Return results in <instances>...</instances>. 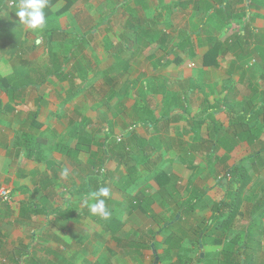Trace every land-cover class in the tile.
<instances>
[{
  "label": "crops",
  "instance_id": "0c3cea01",
  "mask_svg": "<svg viewBox=\"0 0 264 264\" xmlns=\"http://www.w3.org/2000/svg\"><path fill=\"white\" fill-rule=\"evenodd\" d=\"M229 1L232 2L231 5L226 3ZM243 1L74 0L65 14L59 17L54 14L46 15L47 24L43 31H31L20 24L15 15V6L18 0H0V13L5 14L0 15V79L3 80V84L0 82V188L7 187L10 190L7 200H2L0 197V218L3 217L2 221L0 219V225H2L3 230L11 232L10 228H6L8 219L5 217L8 214L7 209H10V217H16L23 230L28 225L30 226L31 239L29 241L23 239L18 243V248L24 250L28 248V252L25 250L24 255L19 260L34 255L44 262L53 264H66L65 261L71 264L69 261L72 259L75 264H168L175 259L172 258V251L174 248H178L179 239L177 238L178 235L176 236L177 240L172 238L173 235L167 226L169 224L174 225L175 222L179 221L182 212L178 214L177 210L176 212L174 210L182 204V207L185 205V210L189 211L185 204L187 200H191L190 211L192 213L203 210L195 209V207L203 208L206 204V197H211L212 202L209 205L210 211L206 217V222L212 214L211 206L216 201L214 196L217 198L221 196L222 199L225 192L224 189L216 186L218 181L216 179L208 189L202 188L197 181L192 180V178L196 179L202 174L197 172V162L194 156L190 159L193 161L191 165L185 163V166H182L179 164L174 168L173 166L170 167L169 164V168H167L166 165L168 161H171L172 156L165 153H173L176 158H182L183 154L191 153L186 150L193 147L189 144V140L196 139L195 131L194 134L190 131L192 137L186 141L179 130V127H185L189 130L192 128H190L188 120L190 123H196L195 127H198L197 122L194 121L197 119L194 113L189 115L185 114L183 110L177 109L179 107L183 109V106L188 108L192 103L193 89L200 88L197 86V81L195 83L193 78L188 76L200 77L202 71L219 69L224 60L221 58H225L228 62L225 71L235 73L240 65L236 66L235 64V61L240 59L239 54H245L251 50L253 53L256 48L261 49L264 46L261 43V37L264 36V0H251V9H249L251 13H255V17L250 18L251 20H248L247 17L241 23L238 13L240 10L244 12ZM65 5L66 0H53L49 11L55 13ZM84 8H88L87 12L78 14V10H84ZM91 9L102 10L97 21L101 25L109 22L112 24L113 22L109 19L113 17L114 20L116 17H125L126 13L123 15V9L138 15V18L126 15L124 29H128L129 32L127 34L123 29V31L113 35L117 41L114 47L106 44V37L108 36L106 33H103L102 37L95 36L94 39L98 41L100 48L98 51L103 54L104 58L103 63L98 68L93 65L94 61L90 60L91 44L83 51L86 59L85 61L82 60L81 70L83 73L81 77L76 78L71 70L72 56L77 54L73 48L71 51L68 48L66 54L62 56L63 61H70L68 66H59L52 60L40 66L26 62V58L33 57L37 51L39 55L44 53L43 36L44 42L48 46L46 56L49 55L47 57L53 58L57 49L52 44L54 41L51 39L52 35L58 34L57 32H61V30H67V27H64L66 24L74 23L76 18L88 15ZM119 10L121 11L118 12ZM143 13L148 16H141ZM68 19L69 21H67ZM252 19L255 22H252ZM81 20L84 30L78 33V40H83L87 36L86 31H88V29L85 31L87 24L84 19ZM210 21H218V24H222L221 28L230 25L236 29L237 24H239L236 29L238 31H234L237 34L231 36L232 38L228 36L224 38L223 42H220L221 47L218 44L216 54L219 57V65L216 66L217 68L202 67L200 64L202 56L210 46L215 44L216 38L209 37L207 39L204 36L203 38L194 36L199 34L203 25ZM130 25H134L135 28L137 26L136 31ZM189 25L195 27L194 34H191L189 29L186 30ZM256 25L259 26V29ZM251 28L254 29L252 38L250 35H239L240 33L243 34L244 30L248 31ZM184 31L186 34L188 33L187 37ZM178 32L183 33L181 38L174 37L173 34ZM76 33L73 31L71 34H67L72 36L71 40H73ZM141 33L146 34V38L152 37L147 45L138 44L135 46L132 42V44L129 43V49L123 46L127 45L124 42ZM157 38L158 41L156 42L162 39L165 42H170L169 44L159 43L156 45V42L152 44L157 48L154 52H159L163 56L161 67L166 68L165 72H171L175 76L172 75V78H169L172 81L166 76L158 82L140 81L137 83L135 90L142 87L143 84L144 95L141 96V99L145 100V103H142L141 109L144 106L147 107L148 120L133 123L134 127L132 128L134 130L125 135L124 142L130 141L131 150L125 147V143L124 146L119 147L117 145L121 143L115 141L112 144L108 140L105 144L107 132L90 136L92 127L96 126L97 122L92 120L90 123V114L82 110V107L77 108L70 105L77 96L69 100H66L67 96L63 99L58 98L61 89L68 95L70 88H77L82 84L83 89H85V84L89 87L100 76H102L101 82L108 86L112 83L110 74L117 71L114 69L120 68L121 60L124 61L130 57L126 69H132L137 58L146 57L140 55L143 51L149 54L147 61L150 60L151 63L148 62L143 71H150L156 55L154 52L150 54L148 49L152 45L151 42ZM183 41H185L184 44ZM255 41L258 44H255ZM174 43L178 47L172 48ZM114 57L116 59L112 63L111 58ZM193 57L196 58L197 64H200L199 66L202 68L198 66L195 67V71L191 70V66H189L191 64L187 61ZM167 59L169 60L167 61ZM254 59L255 57L251 60L253 63ZM176 60L182 61L181 64H176ZM250 67H256L255 70L259 74L264 73L261 60L259 63L256 62V65L250 64ZM250 67L248 66L249 69ZM86 68L94 70L89 74L90 70L88 71ZM154 70L157 71V68ZM114 74L117 78V74ZM132 81H129V85ZM255 82L260 85L259 77ZM169 86L178 90L175 94L178 107H171L170 105L175 98L170 97L167 91ZM144 89L150 91L145 92ZM152 90L154 95L152 94L151 100L157 98L155 106L151 108L149 94L152 93ZM204 101L200 102L199 112H203ZM208 102L210 103L209 100ZM164 103L167 112L159 108L160 105L163 108ZM157 104L160 105L156 106ZM168 108L175 110V113L183 112L184 115L180 119L181 114L174 116L177 118L169 126L167 125L172 114L168 113ZM159 110L163 113L157 114ZM75 113L82 119L86 118V121L82 123L86 125L83 130L86 132L82 133L87 136L82 139L77 137L81 135L80 128L83 125L75 128L68 124ZM179 122H184L186 125H179ZM146 123L148 126L145 125ZM172 125H174L172 128H175L174 134L171 133L172 131L170 132ZM200 127L202 128V125ZM65 130L71 140L66 139L67 141L65 140L64 143L61 140L62 143L53 145L45 136V133L48 134L50 131L59 136ZM146 130L147 132H145ZM73 139L75 142L71 143ZM242 142L245 143V141ZM194 146H201L200 142ZM236 147L237 145L231 151L233 152ZM116 148H122L121 152H116ZM127 152L129 153L128 158L140 160L137 161L136 172L132 174L139 181L142 178L148 179L149 173L147 172H152L154 162H157L160 157L166 158L168 156V159H164V163L162 161V164L158 165V172L167 169L176 175L175 188L159 186L154 177L148 179V182L144 183L141 188L138 184L139 181L130 185L126 184L125 176L129 182L125 168ZM148 154H151L153 158L145 160L143 157H147ZM161 154L165 155L161 156ZM140 157L141 159H139ZM215 167L219 172L221 167L217 165ZM142 169L145 170L143 175L140 173ZM186 169L191 172L187 174ZM220 172L225 173V170H220ZM185 173L187 177L189 176L188 181L182 180ZM263 173L264 168L261 171V174ZM152 183H155L156 187ZM184 184H186L185 188L190 190L186 197L185 195L182 196V190L185 189ZM191 185L196 186V190L188 187ZM101 186L111 190L110 197L106 198V204L111 212L108 220L93 216L85 202L87 194ZM132 187L134 188L132 189ZM150 188L152 191H149ZM201 191H204V194ZM173 200L176 201V204L172 202L167 204ZM194 203L195 206L193 207ZM150 216L153 218L165 217V220L150 225L145 221V217ZM170 216H176L174 223L170 220ZM28 222L29 224H27ZM12 233L15 234V230H12ZM21 236L22 230L18 234L16 233V238L21 239ZM179 237H184V234L179 235ZM198 246L200 249L203 248L201 243ZM52 251L56 254H51ZM202 254H200L201 261L203 260Z\"/></svg>",
  "mask_w": 264,
  "mask_h": 264
},
{
  "label": "rangeland",
  "instance_id": "374dc122",
  "mask_svg": "<svg viewBox=\"0 0 264 264\" xmlns=\"http://www.w3.org/2000/svg\"><path fill=\"white\" fill-rule=\"evenodd\" d=\"M262 1V0H260ZM244 12L243 10H240V12L238 13V16L241 18V23L244 21L245 18H247V16L249 18H254L255 17V13H251V7L250 9H247V6L249 4L248 0H244ZM67 3V1H66ZM88 8H84L83 9H79L78 14L83 13L84 11L87 12ZM253 10V9H252ZM102 10H94L91 9L90 13L88 15H84L82 18H76L74 23H68L66 24L64 27H67V30H61V32H57L58 34H53L52 38L54 41L52 44L55 45V49H57V53H54V57H47L49 55L46 56V51H48V46H46L45 42H44V36H43V51L44 53L42 55H39L38 51L36 52V54H34L33 57H28L26 58V62L29 64H34V65H45L46 62H50L51 60L54 61L57 65L59 66H68L67 64H70L69 60H62V56H64L67 52V49L73 48L74 51H77V54L73 57V61H72V67L71 70L74 72V75H76L77 77H81L82 76V70H81V64L83 63L82 60L85 61V57L83 55V51L84 48H87V46L90 44L92 45L91 48V56H90V60L94 61V64L96 66V68L99 67V65L101 63H103L104 58H103V54L100 53L98 50L100 49L98 46V41L95 40V36H100L102 37L103 33H106L108 36L106 37V44H108L109 46L112 45V47L115 46V44H117V41L115 39V37L113 35L119 33L121 30L123 31V29L125 28V19H126V15H129L131 17L135 16L138 18L137 14L128 12V10H124L123 9V15L124 13H126L125 17L123 16L121 17H116V20H114V17L109 19V21H112L113 23L111 24L109 21L108 24H103L101 25L100 23H97L98 18L100 17L99 14L101 13ZM109 11V10H107ZM113 11V10H111ZM121 10H119L118 12H120ZM111 13V12H110ZM150 14V13H149ZM214 14V13H213ZM144 17H147L148 15H146L145 13H143ZM143 17V18H144ZM182 18V16H180ZM81 19H84V22L87 24V28H85V31L88 29L87 32V36L85 38H83V40H78L77 36L79 35L78 33L83 32V22ZM251 20V19H250ZM69 21V19L67 20ZM255 22V20L252 19V22ZM247 22V21H246ZM110 25V27H109ZM222 24H218V21L213 22L210 21L208 24L203 25V27L201 28L199 34L194 35L196 38L202 37L203 36L205 38H209V37H215L216 38V42L214 45L217 48L218 44L219 47H221V43L223 42L224 38H226L227 36L230 38L231 36H233L234 34H237V32H234L238 27L239 24L236 25L234 24L235 28H232V26L230 25H226L223 26V28H221ZM256 27L259 29V26L256 25ZM190 30L191 34L195 33V27L192 25H189L186 30ZM77 32L75 34V36L73 37L74 39L71 40L72 36H68L67 33L71 32ZM125 32H129L128 29H124ZM238 31V30H236ZM186 34V31H184ZM234 32V33H233ZM110 35V36H109ZM174 37L178 36V38H181L183 36L182 32H178V33H174L173 34ZM129 36V35H128ZM188 36V33L186 34V37ZM190 36V35H189ZM193 36V37H194ZM262 36V35H261ZM80 37V36H79ZM68 38V40H67ZM232 38V37H231ZM156 41H158V38L156 40H154L152 43H155ZM105 42V41H104ZM185 41H183L184 44ZM219 42V43H218ZM159 43H167L169 44L170 42L167 41L165 42L163 39L159 42H156L155 44H159ZM173 43V42H171ZM261 43L262 46L264 45V36L261 37ZM255 44H258V42L255 41ZM50 46V44H49ZM147 47V46H146ZM173 47H178L176 45V43H174ZM38 48V47H36ZM145 48V47H144ZM210 48V47H209ZM208 48V49H209ZM54 49V50H55ZM154 50L156 51L157 48L155 47V45L153 46L150 45L149 46V53L153 54ZM261 50H263L264 52V46L261 48ZM208 51V50H207ZM206 51V52H207ZM255 51V50H254ZM260 52V50H259ZM89 53V52H88ZM144 53V54H143ZM254 53V54H253ZM252 53L251 51H247L245 52V54H239L240 59H237L235 61L236 66L239 65V67L236 69L235 73L234 72H226L225 70H227V64L228 62L225 60V58H221L223 61L221 63V67L219 69H216L214 71H211L209 69H207L206 71H202L200 74V77H195L193 75H189L188 77L193 78V81L196 83L197 81V86H200V88L197 90L193 89V94L191 95V100L192 103L188 106V108L183 106V109L181 107L177 108L179 110H183V112L185 114H193L195 115V118H199L198 116H203V112H199L200 109V102L204 101V100H209L210 104L212 105V107L214 109H218L219 107L223 108L222 103L220 102V100L227 95L229 98V101L236 106L237 103L240 102H244L246 99H252L254 101H258L259 98H261V94L260 92L264 91V82L261 81L260 77L258 76L259 73L258 71L255 70V68L250 67V64L256 65V62H259L261 59L259 58V55H256V51ZM51 54V53H50ZM154 54L156 55V57L154 58V65L152 66L150 71H143V69H145V65H148L147 63H150V60L147 61V57H148V53H146L145 51H143L142 53H140L141 56H146L145 58L143 57H139L137 58V62H135L133 65L134 67L132 69H126V64L122 65L124 61H121L120 63V68L119 69H114L117 70L115 72H112L110 75L112 76V83L108 84V86H105L106 84L101 82V77H98L96 80H94V82L87 87V85L85 84V89L81 88L79 93L77 95H75L74 97H76L72 102H71V106H75V107H82L84 111L89 112L90 114V123H92V120H94L95 122H97L96 126L92 127V131H91V135L90 136H94L97 133H103V132H107L106 137H109V140L112 144H114V142H119L121 144H118L117 146L121 147L124 146L125 143V147H127L129 150H131V146H130V141L124 142V139H126L125 135L128 132H131L134 130L133 123H137V122H144L145 120H148V114H146L147 107H143L141 109L142 103H145V100L141 99V96L144 95L143 92V84L141 85L142 87H140L139 89L137 88V90H135L136 85L138 82L140 81H154V82H158L160 80H162L163 78H172V75L175 76L174 74H172L171 72H165L164 70L166 68L161 67L162 66V62L161 59L163 60V56H161L162 54H160L159 52H154ZM245 55V57H244ZM254 55V56H253ZM161 56V57H160ZM254 59V63L251 61L253 58ZM143 58V59H142ZM218 58L217 57V63L215 65H203L204 64V58L201 59L200 64L202 65V67L204 66H211V67H216L218 66ZM114 58H111L112 63L114 62ZM149 59H151L149 57ZM190 61H187V63L191 64L189 66H191V70L195 71V67L197 68L200 64H197L196 62V58H190ZM209 59V57H207V60ZM169 59H167L168 61ZM182 60V59H181ZM25 61V59H24ZM183 61V60H182ZM181 61V62H182ZM256 61V62H255ZM181 62L179 60H176V64H181ZM242 62V63H241ZM263 63L264 66V60L261 62ZM79 64V65H78ZM151 64V63H150ZM195 64V65H194ZM248 66L250 67V69L248 68ZM161 67V68H159ZM201 67V66H199ZM201 67V68H202ZM80 68V69H79ZM157 68V71H155L154 69ZM217 68V67H216ZM160 69V70H159ZM195 69V70H194ZM247 69H249V71H246ZM86 70H90L89 74L92 73V71L94 69L92 68H86ZM154 70V71H153ZM209 70V71H208ZM255 70V71H254ZM208 71V72H207ZM231 71V70H230ZM250 72L252 73V75L250 74ZM117 74V78L115 76V74ZM196 73V72H195ZM250 74L251 77L253 78L251 80V82H249L248 84L251 85V87L246 86L247 84V74ZM195 75V74H194ZM239 76V77H238ZM259 77V81H260V85L258 83H256L255 81H257V78ZM117 79V81H116ZM132 81V83H130L129 85V81ZM171 80V79H169ZM172 81V80H171ZM253 81V82H252ZM88 82V81H87ZM245 85V86H244ZM83 86L82 84H80V87ZM244 87V88H243ZM246 87V88H245ZM260 88H263V90H260ZM154 90V87L152 88ZM189 89V88H188ZM152 90V93L149 94V98L151 100L152 98V94L154 95ZM144 91H150L147 89H144ZM167 91L170 94L171 98H175V100L171 101L170 105L171 107H176V98L177 96L175 95L178 90H176L173 86H169V88L167 89ZM157 93V92H156ZM229 93L231 95H229ZM158 94V93H157ZM57 96V95H55ZM65 96H67V94L64 92V90L61 89L59 96H57L60 99H63ZM190 96V95H189ZM160 97V96H159ZM157 98V97H156ZM156 98L153 99V101L151 100L149 104L150 107H154L156 104ZM248 101V100H246ZM245 101V102H246ZM167 102V101H166ZM168 103V102H167ZM160 104H157L156 106H159ZM165 106H163V108L160 105V109L165 110V112H167V108H166V104L164 103ZM169 106V103H168ZM178 107V106H177ZM204 108V106H203ZM239 107L238 105L234 108V112L237 113L239 112ZM172 111V112H171ZM150 112V111H149ZM171 112V113H170ZM183 112H178L175 113V110L173 109H169L168 108V113L172 114V116L169 117V122L168 125L170 123H174L177 117L174 116H179L178 114H181V116L179 117L182 118L184 115L182 114ZM199 112L198 114H195ZM163 113L161 110H159V112L157 114ZM188 115V116H189ZM186 116V115H185ZM154 117V116H153ZM72 120L70 122H68V124L70 126H74L75 128H77L78 126L83 125L82 123H84L86 121V118L82 119L81 117L78 116V114H73L72 115ZM155 118V117H154ZM230 116L229 113H225L223 114H217V115H212L211 113L207 114V121H206V125H202V128H198L197 126L195 127L196 123H190V120H188V124L190 126V130L188 128L185 127H179V130L182 133V137L188 141L189 138L192 137V134H194L195 131V140L191 139L189 140V144L192 145L193 147H190V149H186L191 153H185L183 154L184 156L182 158H176V155L173 153H165L166 155L172 156L171 161H168L167 163V168H169V164L170 167L173 166L174 168L177 167L179 164H181L182 166H185V163L188 165H191L193 163L192 160H190L191 158L196 159L197 162V172H201L202 174H200L198 176V178L194 179L192 178V180L197 181V183H199L201 185L202 188L208 189L209 186H212V184H214L215 179L219 180L224 173L220 172V170H226L228 167H233L236 163L241 162V164L245 167V169L247 171H250V176H251V180L249 186L244 190V195L246 197V199L244 198V200L241 202V206L240 209L242 211L243 216L239 217L237 219V221L234 223L232 230L228 233V237L227 240L232 237L233 235H235L236 233L242 231L244 229V227H246L248 225L249 222V216H250V211L252 209V204L253 201L256 197V194H258L259 192H261L262 190H264V173L261 174V170H259L257 173L255 171V164L252 165V161L253 158H250L249 156L252 155L254 152L256 153L257 150L264 148V130H262L261 124L258 121L253 120L254 123V129H253V133L256 136V139L253 141V143L248 144L247 142H237L235 144V146L237 145V147L235 148V150L232 152H224V149H221V147L219 146H214L211 147V143L206 140L207 137L209 136L208 134L210 133V131H212V125L214 123H221L226 122V120H229ZM99 122V123H98ZM148 123H146L145 125H147ZM179 125H186L184 122H179ZM99 126L98 129H96ZM136 125V124H135ZM28 127V126H27ZM86 127V125L84 124L83 127L80 128V136H78V139H82L84 136V133L82 132H86L83 131L84 128ZM171 133H175V128L174 125L170 126ZM132 128V129H131ZM188 129V130H187ZM103 130V131H102ZM192 131V134L191 132ZM147 132V130L145 131ZM208 135V136H207ZM45 136L47 138H49L50 143L51 144H57V143H62L61 140L63 141V143L65 142V140L69 139V141L71 140V137L67 135L66 130L62 131L61 134H59V136L57 134H54L52 131L48 132V134L45 133ZM198 138V139H197ZM66 140V141H67ZM74 143L75 140L73 139L71 141V143ZM200 142L201 146H194L196 143ZM209 142V143H208ZM233 146V147H235ZM234 149V148H233ZM122 148H116V152H121ZM165 154H161V156L165 155ZM228 155V159L226 162H222L221 159H223L224 156ZM168 157V156H167ZM163 158V162H165L164 159H168V158ZM152 155L148 154V156L146 157L147 160L152 159ZM161 158V157H160ZM159 158V159H160ZM170 160V159H169ZM156 163V162H154ZM160 163V162H159ZM161 163V164H162ZM219 166L221 167L220 170H218L219 172H217V167L215 166ZM158 167H156L155 169H158ZM254 170V173H252ZM186 172L188 171L187 174H189V169L185 170ZM129 171H127L126 173H128ZM196 172V171H195ZM141 175H143V173H145V170L143 171V169L141 170ZM148 174V179H153L152 177L155 178L154 174L152 172H147ZM134 176H130L129 178V182H127V177L125 176V182L126 184L130 185L131 183L134 182H138L139 180L137 178H134ZM191 178V177H190ZM148 179H143L141 181L138 182L139 187L141 188L144 183L146 184V182H148ZM182 180H189V176L187 177L186 173L183 175V179ZM218 182V181H217ZM222 182V181H221ZM227 183V179L226 182L222 183L225 184ZM154 187H156L155 183ZM186 184H184V188H185ZM236 186V184H232L231 186H229L230 188L225 189L227 192H232L234 190V187ZM262 186V187H261ZM190 189L196 190V186L194 187V185L188 186ZM134 187H132L133 189ZM261 188V191H260ZM131 189V191H132ZM222 189V188H221ZM128 191V190H126ZM130 191V190H129ZM149 191H152V189L150 188ZM190 191V190H189ZM189 191L185 188L182 190V196L185 195V197L187 196V194L189 193ZM129 193V192H127ZM221 197V196H220ZM220 197L217 198V196H214V199L216 201H214V204L217 203V199H221ZM222 197H226L227 199L228 194H224L222 195ZM159 201V200H157ZM186 201V200H185ZM183 201V202H185ZM171 202L174 204L176 201H170L167 204H171ZM212 199L211 197H206L205 199V206L203 208H200L198 206V208L195 207V209H203V210H198L197 212L193 213L191 211L185 210V205L182 204L181 206H179V208L175 209L174 212H178V214H180V212H182V214L180 215V219L179 221L175 222L176 220V216L171 217L170 216V220L172 221L173 224H169L167 226V228H169V232L171 233L172 238L176 239V236L178 235V239H179V246L178 248H174V250L172 251V258H175L172 262H169L168 264H215L216 263V258L219 254V252L222 249H225L227 246V241L223 244V245H217V244H210L208 242L204 243L203 248H199L198 244V230L197 228H201L204 225L205 220L207 219L206 217L209 214L210 208L209 205L211 204ZM113 203V202H111ZM191 200H187L185 202V204H190ZM196 203V202H195ZM195 203L193 204V207L195 206ZM176 204V203H175ZM167 206V205H166ZM182 207V208H181ZM10 209H7L8 214L5 216L8 220L7 224H6V228H10V231L7 230H3L2 225H0V264H29L30 260L29 257L26 258H22V260L20 259V255H19V251H23V248H18V243L20 240H25L29 241L31 239V232H29L30 226L28 225L26 227L25 230H23L22 226H19V221L18 219H16V217H10L11 211L9 213ZM158 210V209H157ZM9 216V217H8ZM158 216V215H157ZM156 217V216H155ZM144 218V217H143ZM1 221L3 220V217L0 218ZM142 219V218H141ZM147 219V220H146ZM144 221V219H142ZM165 217H158V218H153V217H145V221H147L148 224L153 225L154 223H158V221H164ZM259 223L260 218L257 216V213H253V222ZM142 223V222H140ZM29 224V222L27 223ZM254 231H252V233H254V236H256L257 238H259V240L261 241V250L256 254L257 256V264L263 263L264 264V229L261 231L260 227L258 226V224H254ZM12 230H15V234L12 233ZM22 230V238L18 239L16 238V233L18 234L19 232H21ZM257 232V233H256ZM184 234V237H179V235ZM63 235V234H62ZM182 241V242H181ZM205 241V239L203 240ZM23 242V241H21ZM181 242V243H180ZM23 244H25L23 242ZM176 250V251H175ZM177 253V254H176ZM203 253V254H202ZM51 254H56V252L52 251ZM200 254H202V261L199 260L200 259ZM59 257V256H57ZM244 256H240V259L238 261H242ZM71 264H75L74 260L72 259L71 261H69ZM66 264H68V262L65 261Z\"/></svg>",
  "mask_w": 264,
  "mask_h": 264
},
{
  "label": "trees",
  "instance_id": "16d2710c",
  "mask_svg": "<svg viewBox=\"0 0 264 264\" xmlns=\"http://www.w3.org/2000/svg\"><path fill=\"white\" fill-rule=\"evenodd\" d=\"M67 3L64 7L56 11L55 13H52L49 11V7L51 3H53V0H49V7L45 9V15L54 14L56 17H59L63 14H65L68 9L70 8L71 4L74 3V0H66ZM237 1V0H236ZM242 1V0H238ZM248 8H250L251 0H248ZM227 4L231 5L232 2H226ZM248 17V16H247ZM250 18L248 17V20ZM131 28H134V31H136V28L134 25H130ZM254 32V29L251 28L250 30L246 31L244 30V33H240L241 36H248L250 35L252 38V34ZM138 35V34H136ZM132 38L131 40H127V45H123L126 49H129V43L133 45H147L148 41L152 38H146V34H139ZM259 47L256 48V55H259V58L261 59V62L264 60V52ZM207 57L209 59L207 60ZM217 57L218 54H216V47L210 46L207 52L202 56L201 59L204 58V64L203 65H215L217 63ZM129 58L127 57L126 62H123L122 65H127L129 63ZM120 59V58H119ZM122 61V60H121ZM259 63V62H258ZM252 75V73L250 72ZM249 73L247 74V85L249 87V82L253 79ZM259 77H261V80L264 81V73H260ZM1 84H3V80L0 79ZM83 88L77 87V88H70L68 90V95L66 97V100H69L73 98L75 95H77L80 91V89ZM261 98L259 100L254 101L252 99H246L248 101L237 103L239 107V112L235 113L234 108L236 107L233 105L230 101L227 95H225L220 102L223 105V108L219 107L217 110L212 107V105L205 100L204 101V108L203 112L204 115L201 118H197L194 121L197 122L198 127L206 123L207 121V114L211 113L212 115L217 114H225L229 113V120H226V122H221L219 124L214 123L212 125V131L207 135V139L211 143V147L219 146L226 150V152H229L233 149V146L237 142L245 141L248 144L253 143V141L256 139V136L253 133L254 129V123L253 120L258 121L261 124L262 130H264V91L260 92ZM230 95V93H229ZM193 121V122H194ZM30 139L32 137H29ZM109 140V137H106L105 135V144ZM129 141V140H128ZM127 142V141H126ZM208 142V143H209ZM29 143V141H28ZM252 145V144H251ZM144 155V154H142ZM140 155V156H142ZM126 164L125 168L128 173V177L136 172L137 170V161H140L138 159H132L128 158L129 153L126 154ZM250 158H253L252 165L255 164V171L256 173L264 168V148H261L257 150V152L253 153L249 156ZM143 158L146 159V156ZM108 159V158H107ZM141 159V157L139 158ZM228 159V155L224 156L222 162H226ZM143 160V159H142ZM163 161V157L158 159V161L155 163L152 173L155 176L156 183L159 186H164L166 188H175L176 186V180L177 176L173 173L169 172L167 169L159 171L158 169H155L161 162ZM160 162V163H159ZM131 163V164H130ZM143 163V161H141ZM254 173V170L253 172ZM259 173V172H258ZM226 178L227 183L222 184V179ZM251 180L250 171H247L245 167L241 164V162L236 163L233 167H228L225 170V173L223 176L218 180L216 183V186L224 189L225 194H228V199L226 197H223L220 199L217 203L212 204L211 206V216L208 218L206 222H204V225L201 228H197L198 230V241L204 246V243L208 242L210 244H217V245H223L227 241V246L225 249H222L217 258L215 264H257V256L256 254L261 250V241L259 238L254 236V233H252L251 230L254 231V224H258L261 231L264 229V190L260 191L258 194H256V197L252 204L251 213L249 216V222L244 229L232 237H230L227 240L228 233L232 230V227L234 223L237 221V219L241 216H243L242 211L240 209L241 202L246 199L244 195V190L248 187ZM232 184H236L234 187V190L232 192H227L225 189L230 188ZM264 185V184H262ZM262 187V186H261ZM202 194H204V191H201ZM186 208L191 209V204H187ZM257 213V216L260 218L259 223L253 222V213ZM257 233V232H256ZM205 239V241H203ZM25 250L28 252V248H25ZM19 251L20 257L24 255V251ZM244 256L242 261H238L240 259V256ZM30 263L29 264H53L50 262H44L41 259L35 257L32 255L29 257ZM201 260V258L199 259ZM263 264V263H260Z\"/></svg>",
  "mask_w": 264,
  "mask_h": 264
},
{
  "label": "clouds",
  "instance_id": "9594fccd",
  "mask_svg": "<svg viewBox=\"0 0 264 264\" xmlns=\"http://www.w3.org/2000/svg\"><path fill=\"white\" fill-rule=\"evenodd\" d=\"M49 7V0H18L15 6V15L20 24L31 31H43L46 27L45 9ZM0 15H5L0 13ZM111 190L101 186L90 191L86 197V203L90 213L104 220H108L111 212L106 204V198L110 197ZM90 202V203H89Z\"/></svg>",
  "mask_w": 264,
  "mask_h": 264
},
{
  "label": "built area",
  "instance_id": "2783aa9c",
  "mask_svg": "<svg viewBox=\"0 0 264 264\" xmlns=\"http://www.w3.org/2000/svg\"><path fill=\"white\" fill-rule=\"evenodd\" d=\"M12 3L10 2V5ZM9 195H10V190L9 188L7 187H1L0 188V197L2 200H7L9 198Z\"/></svg>",
  "mask_w": 264,
  "mask_h": 264
},
{
  "label": "water",
  "instance_id": "95a60500",
  "mask_svg": "<svg viewBox=\"0 0 264 264\" xmlns=\"http://www.w3.org/2000/svg\"><path fill=\"white\" fill-rule=\"evenodd\" d=\"M226 182V178L222 179V183Z\"/></svg>",
  "mask_w": 264,
  "mask_h": 264
}]
</instances>
